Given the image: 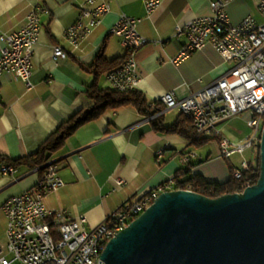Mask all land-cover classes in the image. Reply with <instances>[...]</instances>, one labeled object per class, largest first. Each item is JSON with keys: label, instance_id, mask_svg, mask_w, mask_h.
Segmentation results:
<instances>
[{"label": "crops", "instance_id": "0c3cea01", "mask_svg": "<svg viewBox=\"0 0 264 264\" xmlns=\"http://www.w3.org/2000/svg\"><path fill=\"white\" fill-rule=\"evenodd\" d=\"M85 1L0 0V31L4 33L19 30L34 7L46 9L41 13L42 30L33 55V87L28 89L14 74L0 76V154L18 159L36 153L64 121L94 105L87 94L94 75L86 66L101 51L110 60L127 54L121 38L111 33L122 14L140 17L138 30L148 39L136 53L141 75L137 90L151 104L162 102V96L170 91L179 99L185 98L234 66L211 44L177 63L172 60L184 43L175 38L176 27L211 14L210 0H160L151 14H147L143 0H105L111 11L103 16L80 49L65 59H55L54 46H68L65 32L77 19ZM259 1L231 0L226 7L231 21L238 23L253 15L263 22ZM3 45L0 41V55ZM98 84L110 87L107 73ZM180 113L176 108L165 109L161 114L164 125H172ZM247 113L249 119L251 112ZM233 127L227 122L223 131L235 139ZM213 141V147L207 145L210 141L197 146L178 133L157 131L150 116L132 104L109 109L80 126L54 152L52 158L58 161L65 184L49 193L45 202L50 209L68 210L71 216L85 214L88 226L94 227L124 202L146 194L187 168L190 162L184 158L192 153L195 157L191 163H197L192 174H202L209 181H227L231 167L238 165L232 158L226 163L218 153L216 140ZM159 149H164L161 160L157 159ZM16 169V173L7 175L0 169V247L4 248L6 259L13 255L6 249L8 220L3 205L11 196L36 185L43 174L38 168ZM118 178L125 183L118 184Z\"/></svg>", "mask_w": 264, "mask_h": 264}, {"label": "built area", "instance_id": "2783aa9c", "mask_svg": "<svg viewBox=\"0 0 264 264\" xmlns=\"http://www.w3.org/2000/svg\"><path fill=\"white\" fill-rule=\"evenodd\" d=\"M143 1L147 14L160 4V0ZM230 1L210 0L211 14L198 16L176 27L175 38L184 43L172 60L177 63L211 44L225 61L232 62L234 66L185 98L179 99L173 91L165 93L162 96L165 108L150 116L153 119L165 109H178L192 119L197 136L216 137L218 153L226 159L235 155L244 156L249 150L257 153L261 144L264 111V21L248 15L233 23L226 9ZM258 10L264 16V0L258 2ZM45 11V8L36 6L19 30L12 33L0 31V41L4 42L0 55V76L14 74L26 83L28 89L34 85L33 55L42 30L41 13ZM110 11L111 5L105 0H86L82 3L77 19L65 32L68 46L55 45L53 57L65 59L79 50ZM140 21V17L122 14L111 28V33L121 38L127 50V59L107 73L110 87L115 90H135L141 81L136 53L148 43V39L138 30ZM247 111L251 112L248 120L250 132L237 140L227 136L223 125ZM163 154L164 149H159L157 159L161 160ZM194 157L192 153L184 160L191 162ZM248 168L249 160L244 158L235 168V177L241 178ZM0 169L4 175L17 172L16 167L9 164L2 165ZM117 183L124 184L125 180L118 178ZM64 184L58 161L52 159L46 164L36 185L5 202L3 209L8 220L6 249L13 257L6 259L4 248L0 247V264H105L100 263L104 240L130 224L151 197L176 189L192 190L190 186L177 188V182L172 177L146 194L124 202L103 222L89 227L85 214L71 216L66 209L53 210L47 206L46 196ZM249 185L252 184H246L244 189Z\"/></svg>", "mask_w": 264, "mask_h": 264}, {"label": "water", "instance_id": "95a60500", "mask_svg": "<svg viewBox=\"0 0 264 264\" xmlns=\"http://www.w3.org/2000/svg\"><path fill=\"white\" fill-rule=\"evenodd\" d=\"M258 181L215 198L164 192L112 237L105 264H264V128Z\"/></svg>", "mask_w": 264, "mask_h": 264}, {"label": "trees", "instance_id": "16d2710c", "mask_svg": "<svg viewBox=\"0 0 264 264\" xmlns=\"http://www.w3.org/2000/svg\"><path fill=\"white\" fill-rule=\"evenodd\" d=\"M127 59L124 57L108 59L103 51L95 58L92 64L86 66V69L94 75L93 82L89 85L87 94L95 103L89 109H83L74 114L71 118L64 121L43 143L40 149L32 154L18 159H12L0 154V167L4 164L13 165L16 168L26 166L29 169L38 168L42 172L46 169V164L52 160L54 152L61 148L66 140L72 136L75 131L83 124L95 120L103 115L109 109H118L125 105H135L140 112L152 116L157 111L165 108L163 102L149 103L146 96L137 89L123 92L115 90L111 87H100L98 82L102 75L108 73L112 69L120 66ZM152 124L157 131L175 132L197 146L203 145L216 137H199L192 119L181 112L176 121L165 126L163 118L157 116L151 119ZM229 160V159H227ZM197 163H189V166L174 176L177 182V188L191 187L192 190L206 195L208 197H218L228 193L241 192L246 184H255L261 172V151L258 149L252 160H249V168L243 171V176L237 178L234 175L235 169L231 167V177L224 182L209 181L202 174H192V167ZM184 176V178L182 177Z\"/></svg>", "mask_w": 264, "mask_h": 264}, {"label": "rangeland", "instance_id": "374dc122", "mask_svg": "<svg viewBox=\"0 0 264 264\" xmlns=\"http://www.w3.org/2000/svg\"><path fill=\"white\" fill-rule=\"evenodd\" d=\"M247 114H248L247 112L242 113V114L230 119L229 121H227L234 126L232 134H233L235 140L243 138L244 136H246L250 132V127L248 126V120L251 117L249 119H247V117H246ZM227 122L225 124H227ZM227 136H229V135H227ZM213 144L215 145V142L213 140H211L209 143H207L208 146H212V147H213ZM254 155H255V152L249 150L245 153L244 156L235 155L234 157H232L231 160L235 161L236 165H240V163L242 162V160L244 158L247 160H252ZM222 158L225 159L226 163L229 162L226 158H224V157H222Z\"/></svg>", "mask_w": 264, "mask_h": 264}, {"label": "bare ground", "instance_id": "6f19581e", "mask_svg": "<svg viewBox=\"0 0 264 264\" xmlns=\"http://www.w3.org/2000/svg\"><path fill=\"white\" fill-rule=\"evenodd\" d=\"M263 128H264V111H263V124H262V133H263ZM261 140H262V134H261ZM249 186H251V185H249ZM156 198H158V197H151L150 198V200L145 204V205H143L142 206V208H141V211H140V213L139 214H137V215H135V218H137L141 213H143L154 201H155V199ZM134 218V219H135ZM133 219V220H134ZM129 224H127V225H125V227L126 226H128ZM125 227H121L120 228V231L122 230V229H124ZM116 235V234H115ZM115 235H111L110 236V238H106L105 240H104V244H102V248H101V254H100V263H104V260L102 259V252L104 251V249H105V247H106V244L108 243V241L112 238V237H114Z\"/></svg>", "mask_w": 264, "mask_h": 264}]
</instances>
